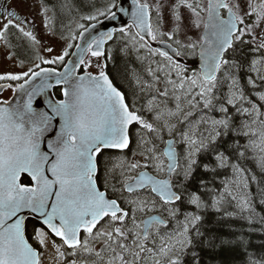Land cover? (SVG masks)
Returning a JSON list of instances; mask_svg holds the SVG:
<instances>
[{
	"label": "snow or ice",
	"instance_id": "snow-or-ice-1",
	"mask_svg": "<svg viewBox=\"0 0 264 264\" xmlns=\"http://www.w3.org/2000/svg\"><path fill=\"white\" fill-rule=\"evenodd\" d=\"M20 2L53 39L0 0V264H264V0Z\"/></svg>",
	"mask_w": 264,
	"mask_h": 264
},
{
	"label": "flooded vegetation",
	"instance_id": "flooded-vegetation-1",
	"mask_svg": "<svg viewBox=\"0 0 264 264\" xmlns=\"http://www.w3.org/2000/svg\"><path fill=\"white\" fill-rule=\"evenodd\" d=\"M29 2H31V0H29ZM48 2L51 3V4H56L58 2V0H48ZM79 2H80V0H76L77 4H79ZM104 2H105V0H96V3L101 5V6L104 4ZM8 3L12 4L14 7H16L18 11H21L25 15H28L29 19L34 18L35 19V24H36L35 31L37 32V35L40 38L44 39L46 42L51 43L53 38L44 36L43 28L41 26L40 17L38 15H36V10L35 9L30 11L26 6L21 4L20 0H8ZM101 19H103V18H101ZM81 22L85 23V24H88L87 21H81ZM64 23L65 24L71 23V17L64 18ZM72 26L74 27L75 25L73 24ZM13 43L16 44L18 42L14 40ZM60 43H62V42L57 40V44H60ZM76 43H78V41H76ZM12 50L16 51L17 49L13 48ZM5 54H6V50L3 49L2 47H0V71L18 70V69L13 68L11 61L6 60ZM44 54L47 55L46 53H44ZM188 63L189 64H193L194 61L189 60ZM4 95L10 97L11 93L10 92H6V93H4Z\"/></svg>",
	"mask_w": 264,
	"mask_h": 264
},
{
	"label": "trees",
	"instance_id": "trees-1",
	"mask_svg": "<svg viewBox=\"0 0 264 264\" xmlns=\"http://www.w3.org/2000/svg\"><path fill=\"white\" fill-rule=\"evenodd\" d=\"M248 163L249 166L255 170V164L252 161H249ZM251 250L257 251L258 246L254 244ZM212 264H247V257L246 254L239 248L229 249L225 250L220 256L217 257L216 260H213Z\"/></svg>",
	"mask_w": 264,
	"mask_h": 264
},
{
	"label": "water",
	"instance_id": "water-1",
	"mask_svg": "<svg viewBox=\"0 0 264 264\" xmlns=\"http://www.w3.org/2000/svg\"><path fill=\"white\" fill-rule=\"evenodd\" d=\"M130 4V0H125V7H128ZM127 17H123L122 20H126ZM103 20V19H102ZM122 20H118V21H109V20H104L103 24L100 25V30L101 31H105V30H110L113 27H119V26H123ZM79 43V41H78ZM75 51V49L73 50ZM71 58V57H69Z\"/></svg>",
	"mask_w": 264,
	"mask_h": 264
}]
</instances>
